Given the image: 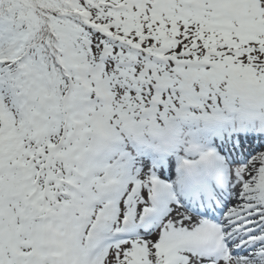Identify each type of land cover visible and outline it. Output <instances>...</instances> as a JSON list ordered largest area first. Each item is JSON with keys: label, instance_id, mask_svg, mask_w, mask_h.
Here are the masks:
<instances>
[{"label": "snow or ice", "instance_id": "6c2138e0", "mask_svg": "<svg viewBox=\"0 0 264 264\" xmlns=\"http://www.w3.org/2000/svg\"><path fill=\"white\" fill-rule=\"evenodd\" d=\"M0 264H264V0H0Z\"/></svg>", "mask_w": 264, "mask_h": 264}]
</instances>
